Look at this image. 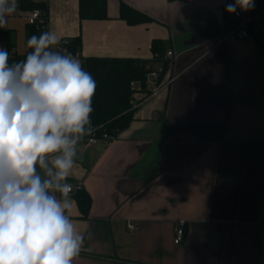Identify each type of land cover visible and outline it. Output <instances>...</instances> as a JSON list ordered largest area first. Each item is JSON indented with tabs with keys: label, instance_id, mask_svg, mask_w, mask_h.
<instances>
[{
	"label": "crops",
	"instance_id": "0c3cea01",
	"mask_svg": "<svg viewBox=\"0 0 264 264\" xmlns=\"http://www.w3.org/2000/svg\"><path fill=\"white\" fill-rule=\"evenodd\" d=\"M27 1L47 8L59 40L81 38L83 61L151 63L154 41L163 58L174 54L157 82L167 87L125 130L77 145L67 183L81 184L92 204L83 217L71 197L84 237L73 264H264V35L221 42L236 26L225 22L235 0H107L108 19L83 21L79 0ZM122 3L151 21L128 24ZM262 9L255 0L253 12Z\"/></svg>",
	"mask_w": 264,
	"mask_h": 264
},
{
	"label": "clouds",
	"instance_id": "9594fccd",
	"mask_svg": "<svg viewBox=\"0 0 264 264\" xmlns=\"http://www.w3.org/2000/svg\"><path fill=\"white\" fill-rule=\"evenodd\" d=\"M18 0H0V28ZM235 0L226 12L249 11ZM54 31L32 35V51L9 62L0 47V264H73L84 237L70 215L68 177L77 145L93 128L96 82Z\"/></svg>",
	"mask_w": 264,
	"mask_h": 264
},
{
	"label": "trees",
	"instance_id": "16d2710c",
	"mask_svg": "<svg viewBox=\"0 0 264 264\" xmlns=\"http://www.w3.org/2000/svg\"><path fill=\"white\" fill-rule=\"evenodd\" d=\"M181 2H194L198 0H169ZM23 9H41L47 12V8L41 3H32L23 0ZM79 18L83 20L108 19L107 0H79ZM120 18L130 25L150 22L151 19L134 10L126 4L120 6ZM32 35L39 32L30 26ZM31 35V36H32ZM72 41V50L77 51L81 46L80 37H68ZM12 30L0 31V45L15 47ZM154 59L162 58L163 50L161 43L154 41L152 45ZM26 58L25 54H19L13 62H19ZM148 62L133 58H99L90 57L82 62V66L94 78L96 82L95 95L92 99L93 112L90 116L91 124L98 128L100 133L103 129L116 137L125 130L132 122L136 110L132 109L133 81L143 83L146 78L145 66ZM166 70V67H165ZM83 217H87L91 208V197L82 188L74 195Z\"/></svg>",
	"mask_w": 264,
	"mask_h": 264
},
{
	"label": "built area",
	"instance_id": "2783aa9c",
	"mask_svg": "<svg viewBox=\"0 0 264 264\" xmlns=\"http://www.w3.org/2000/svg\"><path fill=\"white\" fill-rule=\"evenodd\" d=\"M23 17L27 20L28 25L33 26L35 29L39 31H47L48 30V15L44 10L41 9H33L27 10L23 13ZM231 21H236V26L233 27L231 33L225 39L221 40L224 42L228 40L229 37H235L237 39H246L253 36L264 35V9L253 12V10L249 11H240L237 9L235 13L227 15L226 23ZM72 41L69 40L68 37L60 39L59 45L57 48L64 49L66 48L68 52L74 55L77 58L81 57L80 52L72 50ZM0 47L6 48L9 51V62L13 63V60L20 53L16 50L15 47H7L5 45H0ZM32 51L31 49L26 47V50L23 54H27ZM173 52H168V54L160 61L154 59L153 62L148 63L145 66L146 70V78L143 83L133 81L131 83V89L133 91L132 98V109L137 110L144 104L149 101L151 98L156 97L162 88L167 87L168 83H165L164 86L160 87L157 85V82L160 80L161 76L165 73V64L164 61L172 57ZM152 90L151 92L149 90ZM94 128V127H93ZM95 131L91 135H86L82 140L85 144H96L99 142H111L116 137L110 135L106 129H103V132L100 133L98 128H94ZM72 190L68 193L69 197H73L78 190L82 189L81 184H73ZM132 228V226H130ZM185 238V222L181 221L177 224L175 230V244L179 245L184 241Z\"/></svg>",
	"mask_w": 264,
	"mask_h": 264
},
{
	"label": "rangeland",
	"instance_id": "374dc122",
	"mask_svg": "<svg viewBox=\"0 0 264 264\" xmlns=\"http://www.w3.org/2000/svg\"><path fill=\"white\" fill-rule=\"evenodd\" d=\"M18 4L19 7L17 11L8 18L7 29L0 28V31H5L8 29H12L13 31H15V43L18 47V52L20 54H23L25 51V41H27L30 32L26 26L27 20L22 17L24 13L22 0H18ZM80 61L81 63L83 62L82 59H80Z\"/></svg>",
	"mask_w": 264,
	"mask_h": 264
}]
</instances>
